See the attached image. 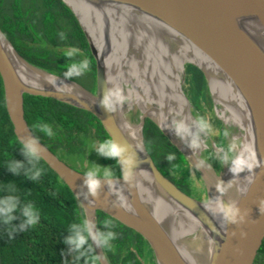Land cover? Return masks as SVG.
<instances>
[{
    "label": "water",
    "instance_id": "95a60500",
    "mask_svg": "<svg viewBox=\"0 0 264 264\" xmlns=\"http://www.w3.org/2000/svg\"><path fill=\"white\" fill-rule=\"evenodd\" d=\"M62 2L77 19L95 59L96 90L92 92L73 79L31 64L0 29V77L6 110L17 139L20 141L35 136L24 116V94L52 98L92 113L102 123L110 139L126 148L125 157L134 156L132 181L123 178L125 169L117 161L120 176L113 177L110 182L102 181L99 195L92 196L84 184L85 173L67 164L39 140L42 159L76 197L84 221L95 224L97 229L96 212L100 210L132 228L147 241L156 264H253L264 237V0ZM126 13L159 24L187 41L233 85L243 106L248 135L249 179L243 190L225 179L236 153L230 159L225 155L223 169L218 172L221 157L215 156L218 160L212 161L215 163L213 165L211 161L205 162L201 155L194 156L180 147L160 123L148 115H142L138 123H133L140 126L139 141L132 139L121 126L119 112L124 89L122 70L125 41L121 15ZM16 57L37 74L41 72L39 77L46 86L33 83L23 74L15 61ZM186 63L200 69L207 82L208 94L216 103L207 71L198 63L186 60L183 75ZM62 81L77 85L88 95L62 88ZM182 93L191 105L183 89ZM147 119L157 125L198 172L205 187L203 199L182 191L155 165L144 142L143 128ZM151 192L160 197L163 203L177 206L201 226L208 244L195 253L197 259L179 246L162 220L163 212L155 211L147 201V194ZM214 193L216 204L212 200ZM229 205L239 208L243 221L232 223L224 219L219 210ZM89 239L99 264H109L102 247H97Z\"/></svg>",
    "mask_w": 264,
    "mask_h": 264
},
{
    "label": "trees",
    "instance_id": "16d2710c",
    "mask_svg": "<svg viewBox=\"0 0 264 264\" xmlns=\"http://www.w3.org/2000/svg\"><path fill=\"white\" fill-rule=\"evenodd\" d=\"M0 29L31 64L66 78H69L66 73L75 65L80 74L73 73L70 79L95 92V59L77 19L62 0H0ZM84 61L88 66L80 70ZM184 70L191 103L197 109L202 104L211 105L207 82L200 69L186 63ZM23 107L33 134L63 161L70 156L83 157L91 138L97 139L100 145L111 140L102 123L86 110L29 94H24ZM38 123L51 125L54 135L40 133L35 129ZM215 125L218 127V120ZM143 135L146 149L162 174L192 196L191 173L198 179V172L152 120H146ZM169 155L173 160L167 159ZM101 157L113 177L120 176L117 161ZM13 159L26 163L6 110L0 77V202L9 198L18 200L13 221L16 226L24 221L22 210L28 204L40 214L38 223L24 231L12 232V225L0 219V264H99L90 239L79 251H72L65 243L72 226L84 222L82 208L68 186L43 159L40 165L43 174L38 181H32L23 172L15 176L7 170L8 162ZM96 216L97 230L116 233L111 248L102 247L109 264H156L142 235L100 210ZM106 222L111 227H105ZM253 264H264V237Z\"/></svg>",
    "mask_w": 264,
    "mask_h": 264
},
{
    "label": "bare ground",
    "instance_id": "6f19581e",
    "mask_svg": "<svg viewBox=\"0 0 264 264\" xmlns=\"http://www.w3.org/2000/svg\"><path fill=\"white\" fill-rule=\"evenodd\" d=\"M121 18L125 41L122 70L124 89L121 93L119 118L123 129L132 139L139 141L140 126L131 123L127 115L132 112H136L138 118L148 115L159 122L180 147L194 156L203 153L207 154L209 159L217 156L219 149L213 144L207 131L203 132L197 128V119L191 114V105L182 93L185 61L198 63L208 73L215 96L216 114L224 124L227 142L232 143L236 153L235 159L226 171L225 179L234 187L243 190L249 179L248 135L243 106L233 85L187 41L176 37L161 25L135 14H122ZM15 61L20 71L33 83L46 86L39 77L41 72L38 71L37 74V71L18 57ZM60 83L62 88L83 96L88 95L73 83L65 81ZM178 122H183L189 128V132L184 136L176 132L175 125ZM194 136L198 137L200 144V147L195 149L191 147ZM225 153L222 148L221 159ZM212 196L213 203L216 204L215 193ZM147 201L155 211L163 212L162 220L179 246L189 256L197 259L195 253L208 244L207 237L197 221L177 206L168 202L163 203L153 192L147 194Z\"/></svg>",
    "mask_w": 264,
    "mask_h": 264
},
{
    "label": "clouds",
    "instance_id": "9594fccd",
    "mask_svg": "<svg viewBox=\"0 0 264 264\" xmlns=\"http://www.w3.org/2000/svg\"><path fill=\"white\" fill-rule=\"evenodd\" d=\"M68 55L71 56V53H68ZM87 66V61H84L79 67L80 70H83L86 69ZM73 73L77 75L80 74V71H77L75 65L69 69L66 76L71 78ZM196 126L203 132L210 130L208 121L203 118L196 121ZM35 129L48 137H52L54 135L53 128L48 123H38L35 125ZM175 129L177 134L181 136H184L189 132L188 126H186L183 122H178L175 125ZM225 135H227V132H225ZM19 144L20 151L22 152L26 163L24 161H17L13 159L8 162L7 170L15 176H19L23 172V174L32 181H38L43 174V168L40 166L42 160V150L39 145V137L33 136L26 139H20ZM191 147L194 149L200 147L198 137H193ZM95 150L106 158L120 161L121 167L125 169L123 178L126 181L133 180L132 170L135 167V159L132 155L125 157L124 154L126 152V148L123 145H120L113 140H108L102 143ZM173 158L174 157L172 155L167 157L169 161L173 160ZM84 176V184L88 189V193L92 196H98L102 186L101 182H110L113 178V173L109 168L93 166L87 170ZM18 203V200L15 198H9L0 202V219H2L5 224L12 225V232L16 230H27L29 227L35 226L40 219L39 211L31 204H28L24 206L22 210V214L25 218L24 221L18 226L14 225L13 221L16 219L14 213L17 209ZM219 211L225 220L232 223H237L239 221H243L244 219V217L240 214L239 208L235 206H223ZM105 227H111V223L106 222ZM89 238L92 239L97 247L111 248V241L116 239V233L110 230H97L95 224L85 220L82 224H74L72 226L70 235L65 239V243L70 246L72 251H79L86 244Z\"/></svg>",
    "mask_w": 264,
    "mask_h": 264
},
{
    "label": "rangeland",
    "instance_id": "374dc122",
    "mask_svg": "<svg viewBox=\"0 0 264 264\" xmlns=\"http://www.w3.org/2000/svg\"><path fill=\"white\" fill-rule=\"evenodd\" d=\"M64 49H68V48H64ZM183 78H185V75H183ZM182 89L184 93L186 94L188 93V86L185 83V80L182 83ZM211 101H212L211 105L202 104L201 109H197L193 104H191V111L197 120L203 118L206 121H208L210 125V130L207 131V134L209 138L212 140L213 144L216 145L217 148L219 149L217 151L219 152V154L218 155L215 154L217 155V158H220L221 150L223 148L224 150H226V153H227L226 155L230 159L235 153L234 147L232 143H230V141L227 142L228 140L225 135L224 124L222 120L216 114V111H215L216 105L215 103H213L214 99H212ZM127 117L132 123L139 122V118L137 117L136 112L128 113ZM216 120H218V127L215 125ZM98 147H99L98 142H96L95 140L91 138L89 139V143L85 149L84 157L75 158L73 156H70L69 158H65L66 159L65 162L71 166L73 165L74 167H76L77 169L81 171L88 170L89 168L93 166H98V167L103 168L101 165L100 154L95 150ZM201 158L205 162L211 161V163L215 165V163H213L212 160L209 159L207 154L205 153L201 154ZM225 158H226L225 156L224 157L222 156L221 164H220L221 167L219 166L217 168L218 172L221 171V168L224 166ZM191 178H192L191 179V190L193 193L192 196L198 199H203L205 197V193H204L205 187H204V184L201 178L197 179L195 175H193L192 173H191Z\"/></svg>",
    "mask_w": 264,
    "mask_h": 264
},
{
    "label": "flooded vegetation",
    "instance_id": "af4514ba",
    "mask_svg": "<svg viewBox=\"0 0 264 264\" xmlns=\"http://www.w3.org/2000/svg\"><path fill=\"white\" fill-rule=\"evenodd\" d=\"M93 140H95L96 142H98V144H99V146H100V143H99V141L97 140V139H93ZM87 147V146H86ZM84 154H85V152H84ZM102 155L100 154V157H101ZM84 157V156H83ZM101 165H102V167L103 168H106V164H104L103 163V161H102V157H101ZM74 168H76V167H74ZM85 171H87V170H85Z\"/></svg>",
    "mask_w": 264,
    "mask_h": 264
}]
</instances>
